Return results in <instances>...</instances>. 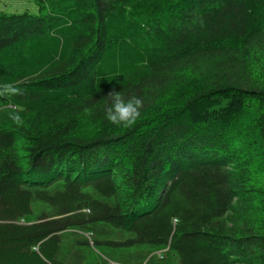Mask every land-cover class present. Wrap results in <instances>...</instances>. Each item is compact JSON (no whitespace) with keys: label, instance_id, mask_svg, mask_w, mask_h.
I'll list each match as a JSON object with an SVG mask.
<instances>
[{"label":"trees","instance_id":"1","mask_svg":"<svg viewBox=\"0 0 264 264\" xmlns=\"http://www.w3.org/2000/svg\"><path fill=\"white\" fill-rule=\"evenodd\" d=\"M37 3L0 11V264H264V0Z\"/></svg>","mask_w":264,"mask_h":264},{"label":"rangeland","instance_id":"2","mask_svg":"<svg viewBox=\"0 0 264 264\" xmlns=\"http://www.w3.org/2000/svg\"><path fill=\"white\" fill-rule=\"evenodd\" d=\"M37 2L38 0H0V11L6 13L36 12L38 9ZM71 245L75 247V250L78 248L77 250L80 252V264H106L102 258L110 259L114 264L131 263L125 256L126 250L123 247H110L100 244L93 246L91 243L86 245L73 242L72 239L61 242L63 248ZM113 260L117 262H113Z\"/></svg>","mask_w":264,"mask_h":264},{"label":"clouds","instance_id":"3","mask_svg":"<svg viewBox=\"0 0 264 264\" xmlns=\"http://www.w3.org/2000/svg\"><path fill=\"white\" fill-rule=\"evenodd\" d=\"M21 89L12 84L0 85V95H19ZM143 100L138 96L125 97L122 91L113 89L106 96L105 117L116 125L132 127L141 117ZM14 119L19 120L16 116Z\"/></svg>","mask_w":264,"mask_h":264},{"label":"built area","instance_id":"4","mask_svg":"<svg viewBox=\"0 0 264 264\" xmlns=\"http://www.w3.org/2000/svg\"><path fill=\"white\" fill-rule=\"evenodd\" d=\"M110 264H114V263L111 262Z\"/></svg>","mask_w":264,"mask_h":264}]
</instances>
